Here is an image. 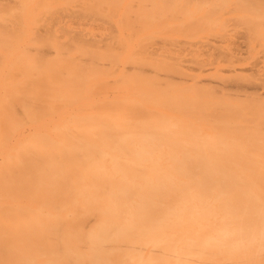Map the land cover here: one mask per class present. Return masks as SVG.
<instances>
[{"label": "bare ground", "instance_id": "6f19581e", "mask_svg": "<svg viewBox=\"0 0 264 264\" xmlns=\"http://www.w3.org/2000/svg\"><path fill=\"white\" fill-rule=\"evenodd\" d=\"M60 2L0 0V264H264V0Z\"/></svg>", "mask_w": 264, "mask_h": 264}, {"label": "rangeland", "instance_id": "374dc122", "mask_svg": "<svg viewBox=\"0 0 264 264\" xmlns=\"http://www.w3.org/2000/svg\"><path fill=\"white\" fill-rule=\"evenodd\" d=\"M50 1H56V2H58V3H52V4H50V5H48V6H46V7H44L43 9H42V12L38 15V16H36V18H35V26H36V28L37 27H39L40 25H42L43 24V22L47 19V18H50V17H52V15L54 14V15H56L57 13H59V12H61L62 11V9L64 8V5L67 3V6L68 7H72L73 5H74V3H69L68 4V2H70V1H68V2H60L61 0H50ZM64 3V4H63ZM45 15V16H44ZM45 19V20H44ZM62 34L64 35L65 34V31L64 32H62V33H59V34H53V35H51L53 38H56V37H60V36H62ZM54 35H55V37H54ZM69 37V36H68ZM65 39V38H64ZM63 39V40H64ZM62 40V41H63ZM37 116H38V114H36Z\"/></svg>", "mask_w": 264, "mask_h": 264}]
</instances>
